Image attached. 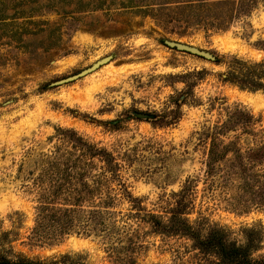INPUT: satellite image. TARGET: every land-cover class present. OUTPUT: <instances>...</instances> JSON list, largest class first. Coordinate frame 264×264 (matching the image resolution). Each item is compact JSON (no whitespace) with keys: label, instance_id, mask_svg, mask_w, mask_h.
I'll return each instance as SVG.
<instances>
[{"label":"rangeland","instance_id":"374dc122","mask_svg":"<svg viewBox=\"0 0 264 264\" xmlns=\"http://www.w3.org/2000/svg\"><path fill=\"white\" fill-rule=\"evenodd\" d=\"M185 1L0 0V241L10 257L50 261L69 255L84 264L217 260L187 236L156 233L135 218L124 219L126 225L119 223L109 238L36 240L37 197L29 180L38 174V155L83 141L112 154L119 179L145 213L166 224L192 180L182 216L189 225L202 237L219 231L238 247L250 244L251 258H264V205L240 191L223 161L212 176L205 174L211 133L236 108L258 119L256 128L264 127V91L223 81L233 57L264 62V0H253L225 31L192 22L201 10H177ZM161 5L172 10L157 12ZM67 12L77 20L73 25ZM163 39L207 51L216 62L170 49ZM108 55L113 60L92 74L48 86ZM230 127L217 135L220 146L236 137L243 149L250 146L240 124ZM113 208L117 216L134 213L121 200Z\"/></svg>","mask_w":264,"mask_h":264},{"label":"trees","instance_id":"16d2710c","mask_svg":"<svg viewBox=\"0 0 264 264\" xmlns=\"http://www.w3.org/2000/svg\"><path fill=\"white\" fill-rule=\"evenodd\" d=\"M185 2L176 5L177 10L180 12L184 9L201 10L200 16L192 22L207 29L225 31L234 19L246 14L252 7L253 0ZM168 8L161 5L156 11L172 10ZM212 9H216L219 15H202ZM67 13L68 23L73 25L77 20L70 12ZM223 81L241 90L264 91V62L250 63L233 57ZM43 88L41 87V90ZM235 123L241 125V136L252 139V143H249L250 146L246 149L239 145L238 137L221 146L217 141V135H221L222 132H224L222 135H225L232 131L230 126ZM258 123V119L243 109L236 108L231 112L228 120L211 133L212 141L205 174L207 177L212 176L218 168L217 163L223 161L228 175L237 177L240 191L249 194L256 204L264 205V127L256 128ZM38 159V174L29 180L37 197L31 234L38 241H58L71 234L109 238L115 234L114 230L120 229L119 223L126 225L124 219L135 218L149 224L156 233L187 236L193 240L196 249L204 254L216 253L217 260L206 264H264V258L256 260L251 258L250 244L238 247L227 242L219 231H211L206 237H202L182 217L185 214L184 200L193 190L192 180L186 181L179 192L176 207L170 212V218L165 224L156 215L145 213L140 204L135 206L138 200L119 179V165L106 149L80 141L78 144L72 143L67 150L55 147L49 153H39ZM95 160L102 164L97 165ZM29 181H24L27 182L24 186L31 191ZM113 185H116V188ZM118 200L129 203L134 213L117 216L118 213L114 211L113 206ZM0 264L84 263L69 255L50 261H34L23 256L12 258L7 254L4 243L0 241Z\"/></svg>","mask_w":264,"mask_h":264},{"label":"water","instance_id":"95a60500","mask_svg":"<svg viewBox=\"0 0 264 264\" xmlns=\"http://www.w3.org/2000/svg\"><path fill=\"white\" fill-rule=\"evenodd\" d=\"M162 43H163V45H165L166 47H168L170 49L189 53L191 55L203 58V59L211 61V62H216V57L213 54H211L207 51L198 49L196 47H193L191 45H187L185 43H181L179 41H174V40H169V39H163ZM112 60H113V55H108L106 57H103V58L97 60L96 62H94L93 64H91L89 67L82 69L73 75H70L68 77H64V78L59 79L57 81H54V82L50 83L48 86L49 87H58V86L66 85V84L72 83L74 81H77L79 79H82V78L92 74L93 72L97 71L98 69H100L104 65L108 64ZM133 116L136 118H139V119H143V120L154 119L153 115L145 114V113L133 112Z\"/></svg>","mask_w":264,"mask_h":264}]
</instances>
